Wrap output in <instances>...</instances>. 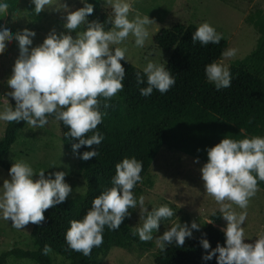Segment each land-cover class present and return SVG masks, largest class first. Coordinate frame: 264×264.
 <instances>
[{
  "label": "clouds",
  "instance_id": "9594fccd",
  "mask_svg": "<svg viewBox=\"0 0 264 264\" xmlns=\"http://www.w3.org/2000/svg\"><path fill=\"white\" fill-rule=\"evenodd\" d=\"M80 2L83 7L75 10L63 3L62 19L66 31L58 33L52 29L35 47H32L36 36L34 30L24 28L14 33L9 25L0 26V53L13 40L18 42L19 48L12 74L6 81L12 89L7 96L15 100V108L5 107L0 111V121H25L34 129H43L49 122L48 117L54 115L67 127L64 135L78 141L72 144L74 154L81 146L101 144L103 135L93 131L103 120L98 98H104V107H107V101L124 88L126 72L121 61H129L126 49L112 46L132 35L135 45L143 47L149 36L147 26L156 23L149 15H136L130 20L132 6L127 0H104L111 5L114 17L103 23L89 20L94 5L87 0ZM30 3L39 15L53 4V0H30ZM8 10L6 0H0V17H5ZM55 10L60 11L58 8ZM104 23H111V30L106 31ZM81 25L86 26L85 30L77 32L74 38L71 33ZM222 39V34L207 22L192 34L193 44L199 42L202 46L220 44ZM236 52L234 48L226 49L222 57L232 58ZM142 73L137 71L135 75L138 85L147 84L140 88L144 97L150 96L154 90L165 94L176 83L164 64L149 61ZM205 75L217 90L231 86L232 76L223 61L207 64ZM89 132L93 134L86 136ZM206 151L208 159L200 169L201 178L206 193L220 204V212L227 225L221 228L225 236L224 246L218 243L212 249L208 239L201 238L203 249H211L202 259L209 261L215 256L217 264H264V235L254 244L245 243L242 225L247 220V211L237 214L232 210V204L246 210L250 198L258 191V182L264 181V137L235 140L225 136ZM79 155L81 159L89 160L97 157L99 152L94 148ZM194 162L198 163L199 158ZM142 170V161L135 157H126L115 165V175L111 180L113 186L93 199L91 208L81 219L70 221L65 241L71 250L90 256L94 247L103 244L105 227L118 230L125 218L131 217L130 209H139L142 224L132 234L144 242L154 239L153 233L159 231L162 221L176 216L168 205L152 207L149 211L144 196L137 199L134 195V187L142 182ZM67 174L56 171L46 176L45 170L37 173L26 162H14L9 169L10 179H4L0 186V219L11 221L16 229H24L29 223L40 225L45 220L44 212L66 202L72 193V186L65 181ZM36 176L38 179H34ZM200 228L201 224L195 221L190 227L180 220L174 222L163 235L156 237L157 247L161 251L172 244L182 247L186 238H192V230L199 231ZM51 251V247L45 245L43 253L47 255Z\"/></svg>",
  "mask_w": 264,
  "mask_h": 264
},
{
  "label": "trees",
  "instance_id": "16d2710c",
  "mask_svg": "<svg viewBox=\"0 0 264 264\" xmlns=\"http://www.w3.org/2000/svg\"><path fill=\"white\" fill-rule=\"evenodd\" d=\"M20 1L6 0L9 4L8 14L16 12ZM87 2L94 5L89 20L103 23L113 17L102 6V0ZM30 9L34 7L31 6ZM5 17H0V26ZM247 22L258 32V43L252 53L230 66V87L217 90L205 75L207 64L222 59V52L227 48L226 41L222 39L220 44L210 43L207 46H202L199 42L193 44L192 34L198 27L176 24L159 31L154 40L155 48L171 54L166 68L175 77L176 83L167 93L161 94L154 90L148 97L141 96L140 88L147 84L138 85L135 74L137 71L143 74L142 71L122 60L126 72L123 90L107 101V107H104V98H98L103 120L93 131L103 135L100 145L81 146L77 154H74L72 144L78 141L64 135L68 129L59 121L64 147L78 163L86 183V192L73 199L67 198L66 202L55 208L47 209L44 212L45 220L40 225L33 224L31 238L34 249L15 247L0 255V264H7L12 256L37 261L38 264H55L53 253L63 258L66 264H102L113 249H154L153 240L144 242L138 235L132 234L135 231L132 219L137 209H130L131 217H126L118 230H109L106 226L103 244L94 247L90 256L71 250L65 241V233L70 227V221L81 219L91 208L93 199L113 186L111 180L115 175V165L126 157H135L143 163L142 182H138L133 189L138 199L143 196L144 188H154L151 170L162 149L195 160L198 157L205 164L208 159L206 149L215 146L225 136L235 140L264 137V12L256 9ZM85 27L83 25V31ZM104 28L106 31L111 30L112 24L104 23ZM48 118L55 119L54 115ZM27 125L25 121L8 122L0 140V167L8 173L11 166L5 161V157L12 151ZM92 134L93 132H89L86 136ZM94 148L99 152L97 157L89 160L80 158L79 154ZM258 188L264 191V181L258 182ZM161 205L171 207L176 216L162 221L159 229L166 225L171 227L179 220L191 226L190 216L182 213L180 208L169 202L159 206ZM221 218L220 213L212 215L213 223L204 227L195 239L185 240L182 247L168 245L165 251H160L155 263L217 264L215 256L209 261L202 259L211 249H203L200 240L208 239L212 249L218 243L224 246L225 236L218 227ZM45 245L52 249L47 255L43 253Z\"/></svg>",
  "mask_w": 264,
  "mask_h": 264
},
{
  "label": "rangeland",
  "instance_id": "374dc122",
  "mask_svg": "<svg viewBox=\"0 0 264 264\" xmlns=\"http://www.w3.org/2000/svg\"><path fill=\"white\" fill-rule=\"evenodd\" d=\"M131 4L129 19L136 15L148 16L155 20L148 27L149 36L143 47L135 45V37L130 35L122 43L112 47L126 49L125 61L141 71L149 61L164 64L165 67L171 59L170 53L155 48L154 40L159 31L170 28L176 24L195 25L199 27L207 22L215 30L222 34L223 40L227 43V48L237 50L232 58H224L220 61L230 68L233 62L241 60L255 50L258 43L259 34L247 20L256 9L264 12V0H127ZM63 3L69 5L72 10L83 7L80 0H53V4L39 15L34 9H30V0H21L17 10L13 14H7L3 20V25L10 26L12 32L32 29L36 32L33 38L32 47L41 44L52 29L58 33L66 31L63 28ZM102 6L114 17L111 5L102 0ZM55 8L60 9L56 11ZM83 31L81 25L71 35L75 38L77 32ZM19 56L18 42L13 40L3 53H0V111L5 107L15 108V100L7 96L12 89L6 81L12 74V67ZM165 61L167 63H165ZM9 100V103L6 99ZM49 122L43 129H34L29 125L20 133L17 143L12 151L5 157V161L12 166L14 162H26L37 173L45 170L47 176L50 172L65 171L68 174L65 181L72 186V193L68 199H73L86 192V183L83 179L76 160L67 153L60 128V122L56 119L48 118ZM8 122L0 121V140L4 136ZM195 159L183 154L170 152L162 149L156 159L151 175L155 182L153 189L144 188L143 196L145 205L151 211L152 207L169 202L190 216L191 223L195 221L201 224L199 231L192 230V241L198 233L206 227L211 216L220 212V204L206 193L204 181L202 180L200 169L204 165L202 162H194ZM54 178V177H53ZM4 179H10L9 173L0 167V186ZM38 179V176L34 177ZM225 203H231L225 201ZM232 210L237 214L247 211V220L242 225L245 231V243H255L260 236L264 235V191L258 188L256 195L250 198L248 208L241 209L238 205L232 204ZM139 209L132 219L134 228L140 226ZM227 221L221 218L220 228H224ZM170 228L166 225L154 234L153 243L155 248L150 251H142L138 247L131 250L113 249L102 264H156V259L160 255V249L156 244V237ZM33 224L29 223L24 229L12 227L11 221L0 219V255L11 251L15 247L24 250H33L31 234ZM55 264H66V261L56 254H52ZM7 264H38L37 261L24 260L12 256Z\"/></svg>",
  "mask_w": 264,
  "mask_h": 264
}]
</instances>
